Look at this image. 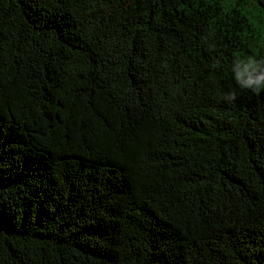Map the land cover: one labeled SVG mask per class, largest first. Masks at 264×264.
Returning <instances> with one entry per match:
<instances>
[{
    "label": "trees",
    "instance_id": "1",
    "mask_svg": "<svg viewBox=\"0 0 264 264\" xmlns=\"http://www.w3.org/2000/svg\"><path fill=\"white\" fill-rule=\"evenodd\" d=\"M249 59L264 0H0V264H264Z\"/></svg>",
    "mask_w": 264,
    "mask_h": 264
},
{
    "label": "clouds",
    "instance_id": "2",
    "mask_svg": "<svg viewBox=\"0 0 264 264\" xmlns=\"http://www.w3.org/2000/svg\"><path fill=\"white\" fill-rule=\"evenodd\" d=\"M233 79L240 89L256 92L264 89V61L237 60L233 66ZM237 93L233 89L225 94L224 100L234 102Z\"/></svg>",
    "mask_w": 264,
    "mask_h": 264
},
{
    "label": "rangeland",
    "instance_id": "3",
    "mask_svg": "<svg viewBox=\"0 0 264 264\" xmlns=\"http://www.w3.org/2000/svg\"><path fill=\"white\" fill-rule=\"evenodd\" d=\"M227 2H229V0H226Z\"/></svg>",
    "mask_w": 264,
    "mask_h": 264
}]
</instances>
